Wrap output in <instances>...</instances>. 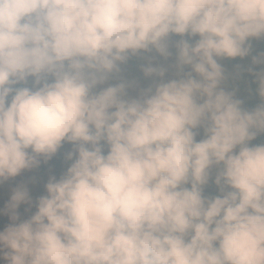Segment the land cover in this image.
Masks as SVG:
<instances>
[{
    "label": "clouds",
    "instance_id": "1",
    "mask_svg": "<svg viewBox=\"0 0 264 264\" xmlns=\"http://www.w3.org/2000/svg\"><path fill=\"white\" fill-rule=\"evenodd\" d=\"M173 35L176 78L118 76ZM254 39L264 0H0V186L72 145L44 195L10 188L0 264H264V69L248 109L219 62Z\"/></svg>",
    "mask_w": 264,
    "mask_h": 264
},
{
    "label": "rangeland",
    "instance_id": "2",
    "mask_svg": "<svg viewBox=\"0 0 264 264\" xmlns=\"http://www.w3.org/2000/svg\"><path fill=\"white\" fill-rule=\"evenodd\" d=\"M188 38V37H185ZM181 37L173 35L171 37V41H170V46H171V52L172 55L169 57L171 58V60L175 59L174 61H171V75L176 78V73H177V69L175 67V63H176V48H175V43L180 40ZM195 39H198V37L193 38L191 42H194ZM258 45L257 44H252V51L249 54V56L244 57V58H239V60H232L231 62H226L225 59L220 60L219 62L224 66L225 70H226V75L228 76V79H226V81L224 82V84L222 85L223 87H225L226 90L228 91H232L235 90L236 94H237V98H243L242 95L246 94V90L247 91H255L256 92V99L259 101V103L261 102L260 97L257 93L256 90H254L252 83H251V78H250V71L249 69L251 68V65L249 64V60H252L251 58L254 57L253 53L258 50L257 49ZM256 48V49H255ZM159 54L157 52H155V50H153L150 53H141L139 56H134L131 57L127 63L121 65V72L118 74L119 76L125 77V78H131L132 80L135 77H139L141 78V76H144L142 70H141V65H143L144 63H146V61L148 59H154L155 62L156 61H160V57H158ZM174 62V63H173ZM241 70H243V73L241 72ZM185 72L190 71V68L186 67L184 69ZM238 73V74H237ZM171 76V79L173 78ZM144 79H148L150 80L151 78H146L144 77ZM130 80V79H127ZM144 80H139V83L142 82ZM118 79L114 78L112 81H110V83H117ZM150 81H144L143 85H140V87L142 88H147L149 87L151 83H149ZM135 90H131L130 92H133ZM248 100V99H247ZM244 107L245 108H249V103L247 101H244ZM255 106H250V109L254 108ZM197 138L202 139L203 138V130H200V135L197 136ZM264 140V134L260 135L257 137V139L255 141H253V144H258L264 141L259 142V140ZM68 148L72 149V145H66ZM64 148V146H63ZM57 157L54 156L51 160H54ZM44 168H45V163L42 161L41 166L37 169H33L31 171H24L20 176L16 177L14 180H10L8 182H6L3 186H0V199H2V197H4L5 199H8V194H9V190L10 188L16 186L19 183H28L31 192H32V196L33 198L38 197L39 195H41V192L38 191L40 190L41 187V182L40 179L37 178V176H43L44 175ZM54 168H53V170ZM39 187V189H37ZM215 189H206V194L207 193H214ZM5 193V194H4ZM219 194V190L218 193L216 195ZM5 195L7 197H5ZM215 195V196H216ZM2 208V207H0ZM10 221L8 220L7 217L4 216H0V230H3V228L9 223Z\"/></svg>",
    "mask_w": 264,
    "mask_h": 264
},
{
    "label": "crops",
    "instance_id": "3",
    "mask_svg": "<svg viewBox=\"0 0 264 264\" xmlns=\"http://www.w3.org/2000/svg\"><path fill=\"white\" fill-rule=\"evenodd\" d=\"M170 51H171V46H170ZM158 57H160V61H156V62L159 63V64H162L165 68H167V73H166V77L165 78L166 79H171V76H172L171 75V61H174L175 59H173V60H171V58L165 59L164 57H161L160 55ZM119 77H122L124 79H130L129 81H136V82H138L139 87H140V85H143L144 81H150L149 83H151V82L153 83V79H158V78H151L150 80H148V79L146 80V79H144L145 76H141V78L135 77L133 80L131 78H125V77H123V75L122 76H119ZM140 79L141 80H144V81H142V82L139 83V80ZM140 88H142V87H140ZM137 91H138V89H135V91L130 92V94L135 95ZM248 109H250V106H249ZM197 139L199 140V138H197ZM261 141H264V140L263 139L262 140H259V142H261ZM66 145H70V144L66 143L64 145V148H62L57 153V157L54 160H49L47 162V164L45 163L44 175L43 176H40V175L37 176V178L40 179V182H41V184H40L41 185L40 190H38V191L41 192V195H44L45 194V185L48 182L50 176L51 175H55L57 178H59V176L66 170V168L68 166V162L65 161L64 155H65L66 152L71 151V149L68 148ZM53 168H54L55 172L52 171ZM214 175H215V173L213 174L212 180H210L209 184L205 187V191H206V189L207 190L208 189H215L214 190V193H207L206 196H215L218 193V188H217V186L214 183ZM37 189H39V187ZM41 195H39V196H41ZM5 197H7V196L5 195ZM36 198H33V199H36ZM2 199L4 200V204H3V206H0V207H4V205L7 202V199H5L4 197H2ZM27 208H28L27 205H22L21 208H20V213H21V215H22L23 218H27L28 216H30L32 214V212L35 211L34 208L31 209V211H26Z\"/></svg>",
    "mask_w": 264,
    "mask_h": 264
},
{
    "label": "flooded vegetation",
    "instance_id": "4",
    "mask_svg": "<svg viewBox=\"0 0 264 264\" xmlns=\"http://www.w3.org/2000/svg\"><path fill=\"white\" fill-rule=\"evenodd\" d=\"M251 44H257L258 45V47H257V51H256V53L254 52L253 53V56L254 57H257V56H260L261 55V53H264V39H261V40H252L251 41ZM256 49V48H255ZM252 60H249V64L251 65V68H252V71L250 72V78H251V83H252V86H253V88H254V90H256L257 89V87H258V85H257V83L255 82L256 81V77H255V75L253 74V73H255V72H259V71H261L262 69H264V65H255V64H253V57L251 58ZM232 60H239V57H237V58H235V59H232ZM246 100L248 99V100H250V106H257L258 104H259V101L256 99V92L255 91H252V90H250V91H246ZM243 101H245V100H243Z\"/></svg>",
    "mask_w": 264,
    "mask_h": 264
},
{
    "label": "trees",
    "instance_id": "5",
    "mask_svg": "<svg viewBox=\"0 0 264 264\" xmlns=\"http://www.w3.org/2000/svg\"><path fill=\"white\" fill-rule=\"evenodd\" d=\"M225 61L228 63V62H231V59H225ZM242 96H243V98H239V99H242V100H245L246 101V98H245L246 95H242ZM205 195H206V193H205ZM3 204H4V200L3 199H0V206H3Z\"/></svg>",
    "mask_w": 264,
    "mask_h": 264
},
{
    "label": "water",
    "instance_id": "6",
    "mask_svg": "<svg viewBox=\"0 0 264 264\" xmlns=\"http://www.w3.org/2000/svg\"><path fill=\"white\" fill-rule=\"evenodd\" d=\"M241 72L243 73V70H241Z\"/></svg>",
    "mask_w": 264,
    "mask_h": 264
}]
</instances>
